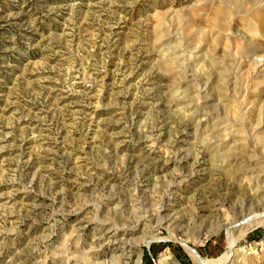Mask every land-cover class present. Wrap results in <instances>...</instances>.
I'll list each match as a JSON object with an SVG mask.
<instances>
[{
	"label": "rangeland",
	"instance_id": "obj_1",
	"mask_svg": "<svg viewBox=\"0 0 264 264\" xmlns=\"http://www.w3.org/2000/svg\"><path fill=\"white\" fill-rule=\"evenodd\" d=\"M232 2L0 0V264H197L182 241L217 258L228 229L229 264H264L220 157L264 140V0ZM208 56L240 60L227 88Z\"/></svg>",
	"mask_w": 264,
	"mask_h": 264
},
{
	"label": "bare ground",
	"instance_id": "obj_2",
	"mask_svg": "<svg viewBox=\"0 0 264 264\" xmlns=\"http://www.w3.org/2000/svg\"><path fill=\"white\" fill-rule=\"evenodd\" d=\"M232 4L235 7H241L240 5V0H233ZM243 7V6H242ZM239 9V8H238ZM254 12V11H253ZM247 41V40H246ZM228 43V42H227ZM254 44V43H253ZM229 45V44H227ZM177 46V45H175ZM178 47V46H177ZM224 47V46H223ZM173 48V47H172ZM184 48V47H183ZM224 50V49H223ZM236 50V49H233ZM231 49V51H233ZM172 51V50H171ZM179 51V50H178ZM183 51V50H182ZM227 51V50H226ZM239 51V50H238ZM177 52V51H175ZM234 52V51H233ZM174 53V51H173ZM235 53V52H234ZM241 53V52H240ZM168 54V53H167ZM180 54V53H179ZM177 54V56L179 55ZM186 54V53H185ZM164 55V54H163ZM170 54H168V57H163L162 60L164 59V63H167L168 65L174 64V62H176L177 60V56L176 55H171L169 57ZM231 55V54H228ZM166 56V54H165ZM240 56V55H239ZM191 57V56H190ZM196 57V56H195ZM210 57V56H208ZM252 57V56H251ZM184 58V57H183ZM253 58V57H252ZM251 58V59H252ZM180 59V58H178ZM239 60V59H238ZM255 63L256 66H263L264 65V55L263 56H256V58L252 59ZM203 61H208L209 63V68H206V80H213L214 81H222V83L224 84V86H226L225 88H227V83L229 81V79L231 78H237L236 77V71H231V68H235L237 67L239 64V61H237L235 58H231V62L228 64L227 66V72H223L222 70L217 71L216 68H222L223 65H217V63H215V61L212 59V57L208 58V60L204 57ZM179 62V61H178ZM217 62V61H216ZM205 63V62H204ZM167 64L166 65L167 67ZM175 65V64H174ZM182 65V64H181ZM178 66V65H177ZM205 66V64H204ZM226 66V65H225ZM165 67V68H166ZM169 67V66H168ZM172 67V66H170ZM174 68V66H173ZM202 69V68H201ZM223 69V68H222ZM175 70V69H174ZM224 70V69H223ZM263 70V69H262ZM260 71V70H259ZM258 71V72H259ZM174 72H177L176 70ZM257 73V72H256ZM176 74V73H175ZM255 74V73H254ZM259 74L261 75V73L259 72ZM239 76V75H238ZM257 76V75H255ZM263 76V75H262ZM263 79H260L258 83H261ZM233 82V81H232ZM199 83V82H198ZM207 83V82H206ZM232 85V84H231ZM205 86V85H204ZM223 86V87H224ZM229 86V84H228ZM257 86V85H256ZM222 87V86H221ZM222 87V89H223ZM246 87V86H245ZM249 87V86H248ZM221 89V91H222ZM254 89V87H253ZM197 92H199V89H196ZM226 90V89H225ZM225 90L223 91V93H225ZM227 93V91H226ZM196 94V93H195ZM194 94V96H195ZM198 94V93H197ZM196 94V95H197ZM226 95V94H225ZM227 95H231L230 93ZM223 96V95H222ZM224 97V96H223ZM232 97V96H231ZM230 97V98H231ZM225 98H227L225 96ZM229 98V97H228ZM233 98V97H232ZM256 101V99H255ZM261 101V100H260ZM259 102V101H258ZM264 104V103H263ZM262 104V102L258 103L257 105H255L256 107V111L257 113L256 115V122L260 121V115L262 116V114L264 113V109H262V107H264ZM236 105V104H235ZM234 105V106H235ZM243 106V105H241ZM238 108V107H237ZM243 109V108H242ZM234 110V109H233ZM245 111V110H244ZM235 112V111H234ZM196 113V112H195ZM246 113V112H245ZM248 113V112H247ZM189 114V113H188ZM244 115V113L238 111L237 115L241 116ZM186 115V114H185ZM204 115V113H203ZM234 115V114H233ZM246 115V114H245ZM194 116V115H193ZM206 116V115H204ZM249 116V115H248ZM247 118V116H245ZM233 118V117H232ZM234 118H236L234 116ZM241 118H243L241 116ZM240 119V118H238ZM245 119V118H244ZM201 120L202 118H198L197 119V124H201ZM262 120V119H261ZM244 121V120H243ZM263 121V120H262ZM232 122V121H231ZM246 122V121H245ZM207 123V122H206ZM243 124V123H242ZM263 125V124H262ZM263 127V126H262ZM264 131V130H263ZM264 135V134H262ZM262 137V136H261ZM259 138V137H256ZM264 138V136H263ZM263 139H258L255 143H258L259 146L258 147H262V150L257 151L258 147H255L254 145H252L251 148H246L245 145H241L240 147L235 146L234 149H230L229 145L225 146L224 151H222V154L220 155V157L223 158L222 161H224L225 164V174L230 175V177L232 178L231 180L233 181V183L230 184H235V188L237 190V192L241 195V197L243 198V200H246L245 203H251L253 201H258V202H262V200H264V198H260L262 196H264V140ZM221 145V144H220ZM217 152V151H216ZM227 152H231L229 155H227ZM259 152L260 154H256V158L254 157L255 153ZM234 153V154H233ZM244 155H247L246 157H244ZM253 156V158H252ZM257 164V166H251L252 164ZM231 182V181H230ZM233 186V185H232ZM234 188V187H233ZM235 192V193H237ZM237 193V194H238ZM163 199V198H162ZM167 201V200H166ZM223 201V200H222ZM165 202V201H164ZM224 203V202H223ZM213 205V204H212ZM219 205V204H218ZM165 207V206H164ZM163 206L160 205V210L164 209ZM213 207V206H212ZM224 207V206H223ZM211 208V207H210ZM228 208V207H226ZM221 209V208H220ZM230 210V208H229ZM210 211V210H209ZM218 211V210H217ZM161 211H158V215L160 214ZM166 213V212H165ZM224 213V212H223ZM231 213V212H230ZM221 214V213H220ZM226 214H228L226 212ZM147 216V215H145ZM149 216V215H148ZM167 216H169L168 214H163L161 213L160 215V219H163L164 221H167ZM174 216V215H173ZM219 216V215H218ZM221 216V215H220ZM226 217L228 215H225ZM143 217V216H142ZM172 217V216H171ZM244 217V216H241ZM255 218L254 223L255 225H261L264 227V208L262 206L261 210L258 211L256 214H254V216H252ZM228 218H230L228 216ZM228 218L223 219V222L219 225V226H226L228 227L230 225ZM141 219V218H139ZM138 219V220H139ZM143 219V218H142ZM169 220L173 219V218H168ZM232 219V218H231ZM144 220V219H143ZM136 221V220H135ZM142 221V220H141ZM138 222V221H137ZM201 222V220H200ZM172 223V222H171ZM189 223V222H188ZM135 224V223H134ZM169 224V223H168ZM187 224V223H186ZM232 224V223H231ZM251 224V223H250ZM117 225V224H116ZM173 225V224H172ZM119 226V225H117ZM170 226V225H169ZM187 226V225H186ZM121 227V226H120ZM165 227V225H164ZM167 230H168V234L169 236H173V234L171 233V231L169 230L168 225L166 226ZM179 227V226H178ZM241 228V227H240ZM245 228V227H244ZM247 228V227H246ZM186 229V228H185ZM199 230V229H198ZM232 230V229H231ZM230 229H228V246L226 248V250L217 258H212V259H207V258H203L201 256L198 255L196 249L188 244L185 241H182V245L183 248L185 249V251L187 252V254L190 256V258L193 260V262L197 263V264H226L228 263L230 260H232L233 256H235V254L238 252V248L236 247V237L233 235V233L231 232ZM152 233V232H151ZM175 234V233H174ZM200 234V233H198ZM155 234H152L150 236H146L144 238V241L147 243L148 241H150ZM241 235V234H239ZM242 236V235H241ZM121 240V239H120ZM112 242V241H111ZM113 244V243H112ZM118 244V243H117ZM123 244V243H122ZM112 249V248H111ZM242 250V249H241ZM110 251V250H109ZM115 251V250H114ZM122 251V250H121ZM123 252V251H122ZM241 252V251H240ZM239 252V253H240ZM111 254V253H110ZM126 254V253H125ZM140 255V254H139ZM139 255L136 256L133 264H139L140 263V258ZM237 255V254H236ZM168 256V255H167ZM165 260V259H164ZM167 262V261H166ZM127 262L125 260H122L120 256H111L109 261H100V262H95V264H126ZM161 263V261H160ZM159 263V264H160ZM165 263V262H164ZM92 264V263H91ZM229 264V263H228Z\"/></svg>",
	"mask_w": 264,
	"mask_h": 264
}]
</instances>
